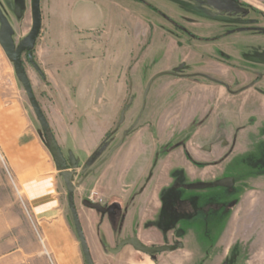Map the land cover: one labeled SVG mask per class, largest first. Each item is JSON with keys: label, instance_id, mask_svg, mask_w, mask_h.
<instances>
[{"label": "rangeland", "instance_id": "374dc122", "mask_svg": "<svg viewBox=\"0 0 264 264\" xmlns=\"http://www.w3.org/2000/svg\"><path fill=\"white\" fill-rule=\"evenodd\" d=\"M146 1L154 7V11L147 6L142 7L136 0H128L124 4L137 15L143 12L144 19L150 20L160 31L164 28L158 33L133 79L134 84H143V97L127 98L130 108L124 115L125 126H130L140 109L143 110L133 134L151 120L152 114L146 112L150 103L166 106L184 92L183 84L170 81L175 77L164 74L201 76L206 78V83H219L233 92L261 81L260 87L264 91V32L248 29L256 27L264 30V0H231L232 3L225 0ZM50 4V0H39L40 15ZM161 14L167 16L162 17ZM31 24L30 0H0V264H86L69 211L64 176L68 177L73 188L74 206L94 264H264V163L259 165L250 159L253 161L251 166L259 171L255 175L249 173L240 158L245 155L239 152L208 176L211 184L231 179L235 183L234 188L211 186L189 192L193 201H202L208 196L210 202L206 204L203 221L199 220L201 204H189L187 201L188 204H179L180 215L176 216L174 225L170 223L169 206L160 198L170 187L168 177H159L160 185L150 187L148 199L151 197V202L148 207L142 209L132 205L136 203H116L122 217L126 214V219L124 224L114 225L113 228L106 221L101 223L96 213L80 203L81 200L89 201L90 197L93 200H116L119 185L129 180L143 183L146 170L156 163V158L161 161L167 158L174 151L173 143L178 144L177 147H185L192 140L193 131L171 134V138L167 134L158 148L151 143L145 144L127 169L123 181L114 180L110 186L108 179H103L102 174L106 172L103 166L93 177L90 176V169L107 149L119 147L122 129H118L117 134L113 131L116 130L115 121L118 120L117 124H120V114H114L112 136L116 134V139L108 147L103 146L100 152L98 150V155L92 153L88 161L82 156L85 161L83 167L69 166L64 162L66 169L61 168L47 144L20 76L13 66L14 52L27 40ZM42 29L40 26L37 39L21 55V64L44 115L52 98L40 96L44 87L38 83L40 73L35 63L39 47L47 41L46 29L44 26ZM227 31H234V34L226 35ZM163 37L174 39L179 49L168 52L166 43L162 44ZM215 37L219 38L213 39ZM141 54L134 52V56ZM166 66L169 70L160 72ZM217 66L226 74L215 72ZM150 74L153 75L146 78ZM240 104L241 100L230 102L236 108ZM251 119L246 118L243 125L250 123ZM227 122L230 127L237 123L230 116ZM253 135V140L260 138L259 133ZM237 140L233 135L232 142ZM261 145V152L264 153V142ZM55 146L63 157L59 146ZM78 151L81 153L80 149ZM249 151L248 155H260L259 144H254ZM33 155L34 159H30ZM30 166L40 176H54L50 183L42 187L48 188L56 200L52 204L53 212L44 218L36 213L26 185L17 179L22 173L28 174ZM112 173L108 171L106 176L110 177ZM212 175L213 180L210 178ZM198 177L203 179L200 174ZM197 179L191 175L186 178V183ZM133 190L128 187L121 193L128 192L130 195ZM153 193L156 195L152 200ZM185 195L179 191L176 200H184ZM126 199L127 202L135 200ZM218 199L225 203H212ZM118 228L123 229L120 234ZM181 233L182 236H179ZM130 235H135L146 247L172 249L148 256L126 247L116 255L111 254L119 239ZM177 243L182 248L174 250ZM189 252L194 256L202 255L198 258L200 262L193 261Z\"/></svg>", "mask_w": 264, "mask_h": 264}, {"label": "crops", "instance_id": "0c3cea01", "mask_svg": "<svg viewBox=\"0 0 264 264\" xmlns=\"http://www.w3.org/2000/svg\"><path fill=\"white\" fill-rule=\"evenodd\" d=\"M50 1L51 6L45 13L41 12V30L44 26L47 41L39 47L35 56L40 73L38 83L44 87L40 96L52 98L44 116L53 141L63 154V161L69 166L83 167L92 153L100 152L103 146L112 143L117 130L126 127L114 130L116 134L112 136L114 114L128 111V97L143 96V84L136 85L133 79L158 33L164 28L160 31L159 27L153 26L150 20L144 19L143 12L137 15L129 10L124 5L128 0ZM136 1L154 11L146 0ZM162 39L168 52L179 49L171 37ZM135 51L142 54L134 56ZM167 70L169 67L166 66L160 72ZM215 72L224 73V70L217 66ZM164 75L175 77L169 80L183 84L184 92L166 106L150 103L146 112L152 114L151 120L111 155L104 168L103 179H108L110 186L114 180L123 181L127 169L145 144L158 146L163 136L168 134L167 137L171 138V134H188L187 131H193V136L185 144V150L193 161L202 166L193 165L192 160L185 157L184 148L173 143L174 151L163 161L158 159L154 178L159 180V177H169L171 172L183 170L189 177L200 174L205 181H209L210 173L222 168L236 152L245 155L240 158L249 173L257 174L259 169L252 167L249 160L259 159L261 155L248 153L254 144H259L261 152V143L264 142V91L260 87L261 81L233 92L219 83H206V78L201 76ZM235 100H241L238 108L230 105ZM228 116L237 122L234 127L229 126ZM246 118L253 120L243 125ZM255 133H259L260 138L253 140ZM233 135L238 138L235 143L232 142ZM229 146L231 149L228 151ZM124 151L126 153L122 156ZM34 157L30 156V159ZM108 171L113 172L110 177L106 176ZM116 172L119 174L116 175ZM53 178L48 174L38 175L31 166L28 174L22 173L17 177L21 184L26 185L40 218L47 217L54 209L52 204L56 200L53 193L48 188H42ZM210 178L213 180L214 175ZM126 183L131 185L132 190L136 182L129 180ZM157 184L159 186L160 182ZM146 192L138 194L133 201L136 204L132 205L144 208V204L139 203L147 201ZM155 195L153 193L152 200ZM148 202H151V197Z\"/></svg>", "mask_w": 264, "mask_h": 264}, {"label": "flooded vegetation", "instance_id": "af4514ba", "mask_svg": "<svg viewBox=\"0 0 264 264\" xmlns=\"http://www.w3.org/2000/svg\"><path fill=\"white\" fill-rule=\"evenodd\" d=\"M225 1H231V0H225ZM177 27H179V26H177ZM179 28L181 29V27H179ZM248 29L250 31H252V32H264V30H261V28H256V27L248 28ZM184 32H186V33H192V32L185 31V30H184ZM225 34L226 35H232V34H234V31H227V32H225ZM218 38L219 37H215L213 39H218ZM213 39H211V40H213ZM197 40H200V39L197 38ZM203 41H209V40L208 39L207 40L204 39ZM257 75L259 77L261 76L260 74H257ZM186 76L193 77L191 75H186ZM140 107H141V105H140ZM125 113H126L125 110H121V112L119 113L120 114V119H119V121H120L119 123L120 124L119 125L117 124L118 123V120L115 121V126H116L115 129L116 130L118 128L124 126V124H125V120H124ZM142 114H143V110L140 109V111L138 112V116L136 117V120L130 126H126L125 128H123L121 130V136H120L119 143H118L119 146L122 145L126 141V139H128L129 137H131L133 135V131L136 128V126L138 125V122H139ZM168 146H170V145H168ZM171 146H173V144ZM155 147H157V146L155 145ZM114 148L115 147H112L110 150L107 149L108 151L106 153H104V155L102 156V158L99 159L98 162L93 165V167L90 169V176H92V177L95 176L96 173L98 172V169L101 168L102 166H103V169L105 168V166H106L109 158L111 157V155L118 149V147H116L115 149ZM183 148H184L183 150H184L185 157L189 161L192 160L193 165H195L197 167H201L202 165L200 163L193 161L192 157L185 150V147H183ZM113 149H114V151H113ZM96 155H98V154H96ZM260 155L261 156H260L259 159L251 158V160H255L256 163H258L259 165H261L262 163H264V162H261L260 161V160L264 161V153L261 152ZM251 163H253V161H249V164H251ZM256 163L254 162V164H256ZM157 164H158V157L156 158V163L153 166L150 165L149 168L146 170L145 177L143 178L144 179L143 180V183L139 184V183L136 182L135 183V186H134V190L132 191V193H130V195H128V192L127 191H126L127 194L121 193L122 191H125L126 188H128V187L130 188L131 187L130 184H127V183L125 184L124 183L123 185H119V189H118L119 190V193H118V198H116V200H109V201H108V199H103V200L102 199H97V200H93L92 197L88 198V200H89L88 202L90 204H97V205H99L103 209V213L98 212L96 210H92L94 213H96L99 216L101 223L103 221H106L107 224H108V226L110 228H113L114 225H117L118 226V225L124 224L125 223V219H126V214L123 215V217H122V214L120 212V208L118 206H116L115 204L116 203H120V204H132L133 201L127 202V199L126 198H129V199L133 200V198H136V196L138 194H141L143 191H147L146 192V195H145V199L147 201H144L143 203H140V204H144V208L149 206L150 202H148V197L150 195L149 192H151L150 191V189H151L150 187L152 185H154V184H157V182H158V179L157 178H154V176H153L154 175V169L157 166ZM186 178H190V177L183 170H179L178 172H171L170 176L168 177V181H169V186L170 187L167 190H165L164 193L162 194V196L160 197V198H163L164 202L166 204H168V206H169V210L170 211H168V213H169V218L171 220L170 223L172 225H174V223H175L176 216H179L180 215L179 214V211H178V210L181 209L179 204H188V202H189V204H201L200 209H199V213H201V217L199 218V220L203 221L205 219L204 215L206 214L205 212H206V209H207V205L206 204H209V202H210V201H208V196H207V198L206 197L202 198L203 199L202 201L201 200H196V201L194 200L193 201L191 199V194L189 192L204 190V189L209 188L211 186L220 187L222 189L225 188V187H221V186L215 185L217 182H219L221 180H218L215 183H212L211 184L208 181H205L204 178L203 179H200L198 177V175H197V176L193 177V178H198L197 180L189 181V183H186L187 182ZM228 180H230L231 182H230V185L226 186L227 189L234 188V185H235L234 181L231 180V179H228ZM182 186H184V187H182ZM179 191H182L184 194H187V196L185 195L184 200H181V201L176 200V194L179 193ZM124 195H126V196L128 195V197H126ZM212 196H213V198H219V196H215V195H212ZM83 202H84L83 200L80 201L81 204H83ZM212 203L213 204H224L225 202H224V200L223 201L222 200L220 201L218 199V200H214V202H212ZM212 203H210V204H212ZM105 204H112V205H107L106 206ZM160 204H162L161 201H160ZM126 206H128V205H126ZM139 207L142 208V205L139 206ZM122 230H123L122 228H120V229L118 228L117 231L120 234ZM185 234L186 233L183 234L184 235V238L186 236ZM174 235H175V233H174ZM178 235L179 236L180 235L182 236V233L181 234H178ZM134 236L135 235H130V236H125L122 239H119L118 244L115 246L114 249L117 248V246L119 245V243L122 240H125V239H128V238H135ZM135 239H137V238H135ZM137 240L139 241V239H137ZM185 240H186V238H185ZM176 246L177 247L174 250H179V249L182 248V245L180 243H177ZM126 247L132 248L131 246H124L121 249V251H123ZM165 248H169V251H171V249H172L171 247H165ZM154 254H158V253H154ZM209 254L212 255V253H209ZM190 255L193 257L192 258L193 261H199L200 262V260H198V258L199 257H202V255L194 256V254H191V253H190Z\"/></svg>", "mask_w": 264, "mask_h": 264}, {"label": "water", "instance_id": "95a60500", "mask_svg": "<svg viewBox=\"0 0 264 264\" xmlns=\"http://www.w3.org/2000/svg\"><path fill=\"white\" fill-rule=\"evenodd\" d=\"M5 1H9V0H5ZM30 6H31V30L29 33V36L27 38V40L22 43L14 52L13 55V66L15 68V70L18 72L20 79L22 81L28 102L32 108L33 113L35 114L39 125L44 133V136L46 138L47 144L52 152V154L54 155V158L57 162V164L59 166H61V168L66 169V166L64 164V161L61 157V155L59 154L54 141H53V137L51 135V131L49 129V126L46 122L45 116L43 115L39 104L37 103L31 85L29 83V80L25 74V71L21 65V55L24 51L28 50L31 45L33 44V42L37 39L39 31H40V26H41V15H40V10H39V0H30ZM230 180L228 179H224L221 180L219 182H217L215 185L217 186H221V187H226L228 185H230ZM64 185L66 188V192H67V202H68V207H69V211L72 217V221H73V226L75 229V233L80 245V249L82 252V255L84 257V261L86 264H94L90 253H89V249L88 246L86 244L85 241V237L84 234L82 232L81 229V225L78 219V215L74 206V202H73V188L68 180L67 176H64ZM84 207L91 209V210H96L98 212L103 213V209L97 205V204H90L88 201H84L82 204ZM124 246H131L135 251L140 252L144 255H152L154 253H162L165 251H168L169 248H165V247H159V248H149L146 247L144 245H142L137 239L135 238H128L125 240H122L119 245L117 246L116 249L111 251V254L116 255L118 254L121 249Z\"/></svg>", "mask_w": 264, "mask_h": 264}, {"label": "trees", "instance_id": "16d2710c", "mask_svg": "<svg viewBox=\"0 0 264 264\" xmlns=\"http://www.w3.org/2000/svg\"><path fill=\"white\" fill-rule=\"evenodd\" d=\"M52 135V134H51Z\"/></svg>", "mask_w": 264, "mask_h": 264}]
</instances>
